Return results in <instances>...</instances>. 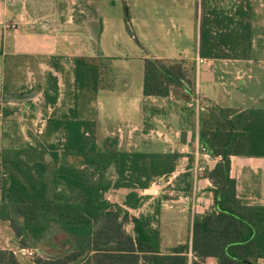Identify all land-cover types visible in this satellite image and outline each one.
I'll return each instance as SVG.
<instances>
[{
    "label": "trees",
    "instance_id": "obj_1",
    "mask_svg": "<svg viewBox=\"0 0 264 264\" xmlns=\"http://www.w3.org/2000/svg\"><path fill=\"white\" fill-rule=\"evenodd\" d=\"M252 18L244 5L231 13L208 9L199 28V56L250 58ZM72 70L77 100L113 88L110 67L101 56H76ZM196 72L195 60L144 58L146 132L154 117L167 114L149 98H169L177 89L193 99ZM23 89L13 94L15 102L31 103L33 90ZM59 90L57 77L50 73L44 101L54 111L46 118L43 141L35 137V144L0 148V221L9 223L21 248L42 244L54 226L71 243L68 249L39 255L29 264H209L211 258L217 264H257L264 258V205L238 198L230 175L232 156L264 157V109L223 108L202 98L208 111L198 116L200 148L221 158L201 174L214 187L215 210L195 217L191 248L180 244L163 253L157 225L161 198L152 213L144 214L142 192L157 179L171 176L183 154L126 150L116 139L101 146L97 120L82 116L78 103L68 111L58 110ZM0 109L3 118L19 111L11 105ZM193 180L189 166L171 187L190 196ZM0 264L23 262L0 245Z\"/></svg>",
    "mask_w": 264,
    "mask_h": 264
},
{
    "label": "rangeland",
    "instance_id": "obj_2",
    "mask_svg": "<svg viewBox=\"0 0 264 264\" xmlns=\"http://www.w3.org/2000/svg\"><path fill=\"white\" fill-rule=\"evenodd\" d=\"M252 3L253 0H96L89 5V8L84 6L86 7L85 14L96 11L99 16L98 26L94 27V24H97L95 22L94 26H91L92 32L99 29L100 23L103 22L102 51L108 56L103 60L110 67L109 79H112L111 82L116 88L115 91H101L99 95L101 108L105 106L104 108L110 114V118L106 121L107 127L103 128L98 125L97 136L101 146L107 139H116L118 147L126 150L181 152L182 148H185L187 153L193 151L195 148L193 142L190 147L186 148V144H181L176 137L177 132L180 135L186 128L189 129L191 135L199 130L198 116L201 114V110L198 112L196 108L189 106L191 98H187L186 101L178 99L179 101L174 104L167 100L164 103L158 102L159 107L162 104L165 105L168 117L173 111H177V113L169 119L161 117L154 120V124H151L146 135L140 134L132 140L117 138L116 135L119 133L116 132H118L119 126L126 132H129V128L133 127L142 131L144 112L140 107L136 108L134 103L136 98L143 96L141 81H143L144 58L164 56L162 58L168 60H195L193 56L200 45L199 28L206 11L215 8L231 13L241 5L250 9L253 6ZM254 52L257 57L264 56V50ZM52 61L54 62V60ZM52 61L51 63H53ZM72 69V61H65L64 64H60V68L57 70V77L61 84L57 108L68 111L69 108L75 107V103H78L82 116L96 119L98 99L97 101L93 100L89 94L82 98L79 97V100L75 99ZM199 72L198 77L200 76ZM15 76L20 81L18 85H24L25 91L42 90L43 88L38 85L42 86L48 81L46 77L43 79V76L36 71L29 75L30 78H28L27 70L18 72ZM125 81L130 82L131 89L126 88ZM217 91L221 100L226 99V103H230L229 98H225L227 93L222 87ZM178 93L180 90L176 89L173 94L177 96ZM197 94L200 97L201 105H203V97L196 88L195 95ZM125 96L131 102L126 100ZM17 105L12 104L11 106L18 107L19 111L6 118L2 117L5 121L4 145L2 147L15 149L25 146L28 142L35 144V137L43 141L42 134L45 132L46 118L54 111L53 107L50 109L42 105V98L33 103L24 101ZM105 109L102 113L105 112ZM184 116L188 123L184 121ZM152 129H154L153 134L150 132ZM113 132L115 133L112 134ZM172 136H174L173 142L168 140ZM52 138L51 141L55 140V136ZM68 160L75 162L72 157H69ZM182 162H178V170L183 168ZM113 174L114 172L111 171V175ZM167 181L168 177L157 179L156 183L145 193L149 201L143 205V212L153 209L159 198L174 200L183 194L176 189L173 190L176 181L172 184L173 187L168 185ZM113 195L119 197V193ZM161 204L160 227L163 234V244H161L163 250L172 245L186 243L191 233L193 211L190 210L185 198L182 196L171 203L162 201ZM0 238V245L15 251L23 264L35 261L36 258L33 259L20 253L21 247L7 221H0ZM70 246L71 243L67 235L54 226L42 244H32L27 247L33 248L37 256H49L64 251Z\"/></svg>",
    "mask_w": 264,
    "mask_h": 264
},
{
    "label": "crops",
    "instance_id": "obj_3",
    "mask_svg": "<svg viewBox=\"0 0 264 264\" xmlns=\"http://www.w3.org/2000/svg\"><path fill=\"white\" fill-rule=\"evenodd\" d=\"M93 1L96 0H0V108L5 105L24 103V101L21 103L15 102L13 97L14 93L16 94L24 88V85H18L20 81L17 79V76H15L18 72L27 70L28 78H30L29 75L36 71L43 76V79H45V77L48 79L50 73L55 77L58 75L57 70H59V68L57 69V67L54 66L55 63L59 65L61 63L64 64L65 61H72L73 63V59L76 56H101L103 59L108 57L102 51L103 22L100 23V30L97 28V30H93L92 32L91 26L94 22L97 24L93 26L95 28L98 26L99 16L96 11L91 14H89V12L85 14L84 12L86 8L84 6H88L87 8H89V5ZM252 5V8L249 9L253 16V48L250 58H203L204 61H199V58H201L198 54L199 47L196 54L193 56L197 62V92L201 94V97L204 98L206 103L232 109H264V56L261 55L257 57L254 54V51L264 50V0H253ZM155 57L162 58L164 56ZM52 60H54L55 63ZM51 61L53 63H51ZM198 72L200 73V78L198 77ZM125 84L126 88H132L129 81H125ZM141 85L143 91V81H141ZM38 86L43 89L38 91L33 89L30 99L33 103L42 98V105L46 107L44 90L48 87V81L47 83H43L42 86L40 84ZM59 87L61 90L60 83ZM220 87L226 91L225 93H227L228 97L226 95L225 98H229L230 103H226V99L221 100L219 98V92L217 90H220ZM105 90L115 91L116 88L113 85L111 89H101L96 94L90 95L93 100L97 101L98 99L96 120L99 127L102 126L103 128L107 127L106 121L110 118L109 112L104 108L105 106L101 108L99 103L100 92ZM177 96L171 93L169 98H149V100L156 104L158 102L164 103L166 100L174 104L179 101L178 99L186 101L187 98H189L184 91H180ZM125 99L131 102L126 96ZM142 101L144 105V101H146L144 95L138 97V99L136 98L134 103L136 108L138 107L139 109L140 107L143 109ZM161 107L166 108L164 104H162ZM48 108L51 109V107ZM104 109L105 112L102 113ZM1 110L2 109H0V148L4 145L5 132V121L2 118ZM205 111H208L206 107L204 110H201L202 113ZM175 113H177V111H173L169 117ZM144 114L142 131L133 127L129 128V132H126L119 126L118 132H116L119 133V135H116L118 136L117 138L132 140L140 134L146 135ZM161 117L169 119L168 115L165 114L154 117L150 123L152 124L154 120ZM183 119L187 122L185 116ZM186 130L188 131V136L185 146L188 148L193 142L195 148L189 153L186 152L185 148H182L180 153H182L183 156L179 158L178 162L183 161L182 164H184V166L181 170H178L179 165H177L176 171L171 176H168V181L166 183L168 185L174 184L178 176L182 172L188 171L190 166V170L194 174L192 194L190 196L181 194L174 200H172V198H163V200L161 199V203L162 201L171 203L183 196L190 210L193 211L191 233L186 243L169 246L166 250H163L161 245L163 253L171 252L175 246L180 244H189L191 248L195 217L215 210V200L212 190L214 187L210 179L207 176L201 175L202 172L197 175L195 173L196 162L199 158L197 156L200 145L198 138L199 130L193 133V135H191L188 128H186ZM150 132L153 134L154 129L150 130ZM114 133L115 132L112 134ZM180 136L181 134L179 135L177 132L176 137L178 140ZM168 140H172L173 142L174 136ZM190 153L194 155L191 156ZM220 159V157L214 158L213 161L208 162L206 165L213 167ZM230 175L234 180L233 189L238 198L251 205H264V157L232 156ZM148 190L142 192L145 196V201H143L140 209L141 211L145 202L149 201L148 196L145 194ZM154 209L155 206L149 212L142 211V213L149 214L152 213ZM161 213L162 204L161 212L158 217L159 221L157 223L162 232L160 227ZM189 257L192 258L191 252L189 253ZM258 263L264 264V258L259 259L257 261V264ZM209 264H217V260L211 258Z\"/></svg>",
    "mask_w": 264,
    "mask_h": 264
},
{
    "label": "built area",
    "instance_id": "obj_4",
    "mask_svg": "<svg viewBox=\"0 0 264 264\" xmlns=\"http://www.w3.org/2000/svg\"><path fill=\"white\" fill-rule=\"evenodd\" d=\"M199 61H204L203 58H199ZM189 106L191 108H196V110L199 112L200 110H204L205 107L203 105H201V102H200V97L197 95H195V97L191 100ZM197 156L199 157L198 158V161L196 162V166H195V173L196 175L198 173H201L205 170V166L208 162H211L213 161L214 157L209 153V151L206 149V148H200V145H199V149L197 151ZM156 183V182H155ZM15 254H17L15 251H14ZM20 253L22 255H25V256H28L30 258H33L35 259L37 254L35 252V250H33V248L31 247H23V248H20Z\"/></svg>",
    "mask_w": 264,
    "mask_h": 264
},
{
    "label": "water",
    "instance_id": "obj_5",
    "mask_svg": "<svg viewBox=\"0 0 264 264\" xmlns=\"http://www.w3.org/2000/svg\"><path fill=\"white\" fill-rule=\"evenodd\" d=\"M187 136H188V131L187 130H183L181 133V136L179 137V141L181 144H187Z\"/></svg>",
    "mask_w": 264,
    "mask_h": 264
}]
</instances>
